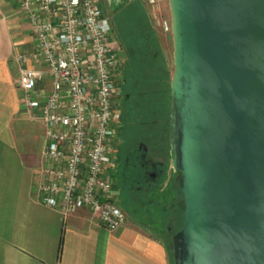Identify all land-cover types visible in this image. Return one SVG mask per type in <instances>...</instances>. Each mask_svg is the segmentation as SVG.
I'll return each mask as SVG.
<instances>
[{
    "label": "water",
    "instance_id": "95a60500",
    "mask_svg": "<svg viewBox=\"0 0 264 264\" xmlns=\"http://www.w3.org/2000/svg\"><path fill=\"white\" fill-rule=\"evenodd\" d=\"M174 264H264V0H168Z\"/></svg>",
    "mask_w": 264,
    "mask_h": 264
},
{
    "label": "built area",
    "instance_id": "2783aa9c",
    "mask_svg": "<svg viewBox=\"0 0 264 264\" xmlns=\"http://www.w3.org/2000/svg\"><path fill=\"white\" fill-rule=\"evenodd\" d=\"M30 26L33 50L16 54L18 88L45 130L42 205L66 219L88 210L116 232L127 223L114 182L121 113L122 48L100 0H9ZM168 0H146L159 35L172 37ZM173 170V169H172Z\"/></svg>",
    "mask_w": 264,
    "mask_h": 264
},
{
    "label": "crops",
    "instance_id": "0c3cea01",
    "mask_svg": "<svg viewBox=\"0 0 264 264\" xmlns=\"http://www.w3.org/2000/svg\"><path fill=\"white\" fill-rule=\"evenodd\" d=\"M136 1L148 11L146 0H104V7L114 20ZM163 11L170 13L168 4ZM15 14L9 0H0V264H173L163 240L137 219L110 232L88 210L65 219L40 203L45 130L24 105L14 61L33 50L34 40ZM156 33L161 41L171 37Z\"/></svg>",
    "mask_w": 264,
    "mask_h": 264
},
{
    "label": "trees",
    "instance_id": "16d2710c",
    "mask_svg": "<svg viewBox=\"0 0 264 264\" xmlns=\"http://www.w3.org/2000/svg\"><path fill=\"white\" fill-rule=\"evenodd\" d=\"M114 30L122 47V56L126 57L121 68L125 97L123 109L120 107L121 127L140 126L137 131L142 134L149 128L158 127L155 137L162 140L165 147L167 126L170 127L171 136V87L169 89L160 38L144 5L136 1L123 9L114 20ZM168 122L170 125H167ZM166 146L168 151L164 149L169 166L170 142ZM165 189L158 205L152 197L148 198L149 201L142 199L138 203L140 207L147 208L149 216L146 222L140 223L163 240L174 264L171 239L183 226L184 203L179 185L175 189L170 181ZM160 206L163 208V216L153 210Z\"/></svg>",
    "mask_w": 264,
    "mask_h": 264
},
{
    "label": "flooded vegetation",
    "instance_id": "af4514ba",
    "mask_svg": "<svg viewBox=\"0 0 264 264\" xmlns=\"http://www.w3.org/2000/svg\"><path fill=\"white\" fill-rule=\"evenodd\" d=\"M118 134L116 169L113 175L115 185H119L121 189V192L118 191V201L126 202L124 196L128 194L131 203L137 204L142 199L149 201L148 198L152 197L158 205L166 191L165 186L169 183L166 184L167 178L171 180V176L175 175V172L168 171V157L162 140L154 137L150 146L141 131L132 139H127L121 129ZM144 211L147 212V208Z\"/></svg>",
    "mask_w": 264,
    "mask_h": 264
},
{
    "label": "rangeland",
    "instance_id": "374dc122",
    "mask_svg": "<svg viewBox=\"0 0 264 264\" xmlns=\"http://www.w3.org/2000/svg\"><path fill=\"white\" fill-rule=\"evenodd\" d=\"M100 4L103 8V10L105 11V13H107L110 17H114L115 13L113 12V10L111 8H107V7H104L105 4H104V0H100ZM168 7H169V4H168ZM146 9V8H145ZM170 10V9H169ZM147 11V10H146ZM147 14H148V11H147ZM118 16V15H117ZM116 16V17H117ZM115 17V19H116ZM149 17V15H148ZM114 19V20H115ZM150 19V18H149ZM113 20V21H114ZM160 40V43H161V46H162V56L165 60V72H167L168 74V77H169V89L171 87V81H172V77H173V71H174V61H173V39L172 37L170 38H164V41H161ZM121 45V44H120ZM122 48V47H121ZM121 56H122V53H121ZM126 62V57L125 55L122 56V65L124 66ZM122 73L120 74V79H119V84H118V103H119V109L120 107L123 109V104L125 102V97L123 95V84H122ZM170 125V123L168 122L167 125ZM33 125V124H32ZM31 125V127L37 132L40 130V128H38L39 126L34 124L33 126ZM161 128V127H160ZM157 130H158V127L156 128H149L147 129L144 133V137L146 136V142L150 145L152 142H153V139L154 137L156 136L157 134ZM121 131L124 132V136L129 139V138H133L137 133V127L135 126H122L121 127ZM40 132V131H39ZM170 127L167 126V128L165 129V136H164V143L166 145H169V142H170ZM165 145V149L167 150L168 149V146ZM151 146V145H150ZM168 151V150H167ZM169 155V167H168V171L173 173L174 171L172 170V165H171V154H168ZM177 180H178V174L175 173V175L173 174L171 176V180H169V178H167V181H166V184L167 182H170L173 183V186L176 187L178 186L177 185ZM118 181V180H117ZM172 186V184H170ZM166 187V186H165ZM116 190H117V195H119L118 191L121 192V189H120V186L117 185L116 187ZM124 199L126 200V202H122V201H118V205L119 207L127 214V217H128V220L129 219H137L139 222H146L147 219H149V216L147 215V212L144 211V208L140 207V205H138V203H131L130 202V198H129V195L128 194H125L124 196ZM162 207H157L154 210V213H162L163 211V208L161 209ZM162 216H163V213H162ZM155 216H153L154 218Z\"/></svg>",
    "mask_w": 264,
    "mask_h": 264
}]
</instances>
